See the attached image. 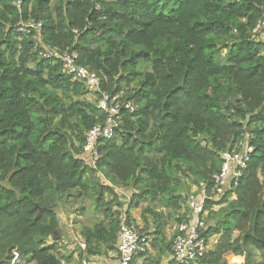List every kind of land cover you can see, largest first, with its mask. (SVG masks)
I'll list each match as a JSON object with an SVG mask.
<instances>
[{
  "label": "trees",
  "instance_id": "obj_1",
  "mask_svg": "<svg viewBox=\"0 0 264 264\" xmlns=\"http://www.w3.org/2000/svg\"><path fill=\"white\" fill-rule=\"evenodd\" d=\"M16 1L0 0V264L13 249L23 264H73L59 219L69 211L89 213L75 222L78 264L116 250L122 215L138 207L139 230L168 252L169 220L185 219L192 188L211 194L221 153L242 144L252 150L238 183L206 199L203 236L217 238L197 264H264V39L252 37L264 0ZM32 19L43 48L97 74L94 99L39 55L20 29ZM101 92L122 106L92 165L82 150L107 117Z\"/></svg>",
  "mask_w": 264,
  "mask_h": 264
},
{
  "label": "built area",
  "instance_id": "obj_2",
  "mask_svg": "<svg viewBox=\"0 0 264 264\" xmlns=\"http://www.w3.org/2000/svg\"><path fill=\"white\" fill-rule=\"evenodd\" d=\"M21 0L15 4L20 5ZM20 29L31 34L33 44L38 49L42 57H54L61 61L64 72L73 76L74 79L81 81L90 93H95L100 89V79L96 73L90 71L84 66L77 63V54L68 50L60 51L57 48L48 49L40 45V33L42 23L40 21L29 20L25 24H20ZM264 32V10L262 18L257 22L253 29L252 37ZM97 106L107 113L105 121L93 126L85 134L82 154L86 160L93 165L97 157L96 143L101 138H110L115 128L118 127V111L122 106L119 95H111L101 92L97 99ZM124 107L130 112L137 108L133 101L124 103ZM251 147L241 145L238 150H226L221 153L222 166L219 172L213 174V187L211 194L207 196L206 188L202 185L194 187L188 194L185 207V219L177 223L171 242V259L175 264H197L199 263L207 249L209 248L207 239L203 236L205 229V208L206 199L209 197H220L231 185H236L242 176L243 168L249 158ZM150 239L147 234L142 233L135 223L127 220L122 215L121 222L116 237V251L119 264H130L131 261L144 254L148 249ZM64 250L69 251L72 247L63 241ZM80 247H84L81 243ZM93 258V257H92ZM20 260L19 253L16 249L12 250L10 263L16 264ZM81 264H101L100 262L84 258Z\"/></svg>",
  "mask_w": 264,
  "mask_h": 264
},
{
  "label": "rangeland",
  "instance_id": "obj_3",
  "mask_svg": "<svg viewBox=\"0 0 264 264\" xmlns=\"http://www.w3.org/2000/svg\"><path fill=\"white\" fill-rule=\"evenodd\" d=\"M255 39L256 40L264 39V32L256 34L255 35ZM94 97H95L94 93H90L89 92L87 94V99H89V100L94 99ZM192 189H194V188H192ZM124 192L125 193L120 192V194L124 195L125 198H128L129 195H130V192L129 191H125V190H124ZM76 207L77 206L71 207V209H74ZM130 211H131L130 213H132V215L134 214L135 217H136V219L133 218L132 221L135 223V225H137L138 229H140V227L142 226V220H141V217H140V207L135 208L134 210L131 209ZM59 219H60V222L62 223L61 225H62V229L64 231V236L66 234V236L64 238H66V242L71 245V247H72L71 249H74L73 247H75V244L77 243V241L73 238V234L72 233H68V235H67V232H70V229L73 230V231L77 229L78 225L75 224L76 221H88L89 213H87V214H79V213H77L75 211H71V212L69 211V212L61 213L59 215ZM137 220L139 222H137ZM169 221H170L169 224L164 229V234L166 236L167 241H169L170 239L172 241L174 232L176 230L177 221H174V219L169 220ZM147 235H148L149 239L151 240V235L149 233ZM216 238H217L216 236L211 237L209 239V241H208L209 242L208 245L212 246L213 245V241L216 240ZM51 241H52L51 239H47L46 243H50ZM150 243L151 242L149 241L148 248L151 247ZM76 252H77V250H76ZM76 252L74 251L75 254L73 256L74 257L73 264H78L77 263ZM257 256L258 255H256L255 257H257ZM21 261H22V259H20L16 264H19ZM23 263H21V264H23ZM242 263H243V259L242 258L235 259L232 256L228 257V264H242ZM66 264H69V263H66Z\"/></svg>",
  "mask_w": 264,
  "mask_h": 264
},
{
  "label": "crops",
  "instance_id": "obj_4",
  "mask_svg": "<svg viewBox=\"0 0 264 264\" xmlns=\"http://www.w3.org/2000/svg\"><path fill=\"white\" fill-rule=\"evenodd\" d=\"M82 157L85 158V156L83 154H82ZM117 191L119 193L120 192L125 193L124 190L121 188H117ZM131 218L136 219L135 215L134 214L132 215V213H131ZM137 222H139V221L137 220ZM68 233H72L73 238L77 241V243L75 244V247H73L74 249L69 250V252H73V256H74V254H75L74 251L76 252L75 249H77V247L81 246L82 240L79 236L78 229H76L74 231L70 229V232H67V235H68ZM65 236H66V234H65ZM65 236L63 235V237H65ZM64 239H66V238H64ZM150 242H151V240H150ZM214 243H215V240L213 241V244ZM150 245H151V247L148 248L144 254H142L139 257L134 258L130 264H175L171 259V252L170 251L162 252L161 247L159 248L158 246H153L152 242L150 243ZM209 247H211V246H209ZM76 255H77V252H76ZM90 258L100 262L101 264H119L118 259H117V251L116 250L109 251L106 255L93 256V258L92 257H90ZM236 258H242L243 259L242 256H237Z\"/></svg>",
  "mask_w": 264,
  "mask_h": 264
},
{
  "label": "water",
  "instance_id": "obj_5",
  "mask_svg": "<svg viewBox=\"0 0 264 264\" xmlns=\"http://www.w3.org/2000/svg\"><path fill=\"white\" fill-rule=\"evenodd\" d=\"M60 235V232L59 231H56V234L53 236V238L55 239L56 237H58ZM21 263H23V260L19 263V264H21Z\"/></svg>",
  "mask_w": 264,
  "mask_h": 264
}]
</instances>
